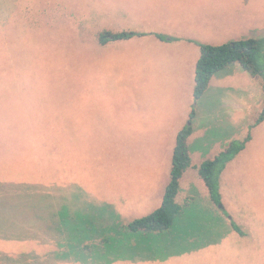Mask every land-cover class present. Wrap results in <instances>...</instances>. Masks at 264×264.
Wrapping results in <instances>:
<instances>
[{
    "label": "rangeland",
    "instance_id": "obj_1",
    "mask_svg": "<svg viewBox=\"0 0 264 264\" xmlns=\"http://www.w3.org/2000/svg\"><path fill=\"white\" fill-rule=\"evenodd\" d=\"M197 4L210 13H192ZM202 19L213 20L214 30L238 36L215 42L207 38L210 32H201L211 25L197 22ZM100 30L138 34L102 44ZM157 34L168 40H157ZM248 37H264V0H0V168L26 167L14 162L28 149L34 152L25 147L29 132L44 133L50 154L45 158L51 159L37 182H28L50 191L56 208L67 206L75 221L91 219L95 226V220L117 222L114 213L120 223L147 214L160 205L170 179L176 137L171 131L188 123L186 114L195 108L200 44ZM263 84L262 77L246 72L215 74L190 121V164L176 194L180 204L192 197L181 224L193 226L189 244L199 246L143 264H264V123L251 127L264 110ZM248 86L260 97L252 99V114L236 112L241 117L232 124L225 110ZM204 124L214 142L200 144L198 151L191 141ZM248 131L253 139L219 178L224 180L220 205L246 234L230 229L214 243L217 208L197 172L199 158H213ZM0 209V264H35L36 254L39 262L50 246L21 240L20 230L11 236L8 208ZM80 213L88 215L77 217Z\"/></svg>",
    "mask_w": 264,
    "mask_h": 264
},
{
    "label": "trees",
    "instance_id": "obj_2",
    "mask_svg": "<svg viewBox=\"0 0 264 264\" xmlns=\"http://www.w3.org/2000/svg\"><path fill=\"white\" fill-rule=\"evenodd\" d=\"M135 34L138 33L100 30L97 39L103 44L116 39H127ZM156 37L168 40L161 34H157ZM231 63H237L240 69L249 75L264 79V37L242 38L222 44H200L192 91L195 102L204 93L210 78ZM194 113L192 105L188 123L176 134L170 179L162 194L160 205L147 214L121 223L116 213L114 215H116L117 222L105 221L104 225L98 224L97 220L92 218L96 226L91 219L75 221L74 215L71 216L67 206L59 203L58 208L55 207L51 201L53 194L50 191H41L38 185L28 182L31 180L37 182L36 178L45 172L43 169L47 167V162L51 159L45 158V156H50L47 151L49 143L42 138L46 134L29 132L25 147L35 148L34 152L26 148L28 155L14 162H24L26 167H12L8 164L5 168H0V175H6L7 179L0 193H8L7 196L1 195L0 208L2 205L8 208L6 210L10 216L5 220H9L10 235L13 236L14 232L20 230L19 235L23 237L21 240L26 238L24 241L30 240L39 245L50 246L39 262L37 254L35 255V264H112L117 260L134 263L164 259L177 255L188 246L191 248L199 246L198 243L189 244L192 238L191 233L194 230L193 226L190 228L189 225L181 224L186 221L185 203L192 197H187L185 203L180 204L176 195L180 175L190 164L186 139L191 132L190 121ZM263 119L264 110L251 127L257 126ZM251 138V132L248 131L243 140H231L213 158L203 160L197 167V172L208 189L209 197L217 208L214 210V220L216 219L214 221V243L225 237L230 229L239 236L246 234L231 217H228V212L219 206L222 203L219 178L227 163L244 148ZM39 148H45L44 153H41L42 150L40 151ZM83 215H88V213H80L77 217ZM0 217H2L1 209ZM195 233L199 232L195 231ZM142 237L145 240H142ZM140 241L142 243L138 247L137 243ZM251 243H254V239Z\"/></svg>",
    "mask_w": 264,
    "mask_h": 264
},
{
    "label": "crops",
    "instance_id": "obj_3",
    "mask_svg": "<svg viewBox=\"0 0 264 264\" xmlns=\"http://www.w3.org/2000/svg\"><path fill=\"white\" fill-rule=\"evenodd\" d=\"M232 5H233V7H234V4L232 3ZM205 7V5L204 4H197V5H195V9L193 10V12L192 13H202V14H204V15H206V14H208V13H210V11L208 10V9H203ZM235 8V7H234ZM199 19H201V18H199ZM197 22H209V23H211V25H209V26H204V27H202L201 28V32H203V31H208V32H210L209 34H206L207 35V38H214V39H216V40H214L215 42H220V41H224V40H226L227 38H229V37H237L238 35H234V34H229V35H226V34H223V33H221L220 31H219V29H216V30H214V21L213 20H208V19H206V20H200V21H197ZM214 31H215V33H214ZM172 36H174V35H172ZM178 37H181V35H177ZM184 36V35H183ZM121 40H123V39H121ZM127 40V39H126ZM157 40H159V38L157 39ZM112 41H115V40H112ZM171 41V40H170ZM170 41H165V42H170ZM174 41V40H173ZM176 41V40H175ZM199 57V56H198ZM197 57V58H198ZM195 61H197V60H195ZM194 68H195V66H194ZM223 69H225V70H227V71H229V72H234V73H237V74H244L245 73V71H243V70H241L240 69V66L237 64V63H231V64H228L225 68H223ZM216 74V73H215ZM215 74L210 78V81H209V83H208V85H207V87H206V89H205V91H204V93L210 88V86L213 84V86H214V79H215ZM193 77H194V74H193ZM250 87L248 86V88H247V92L246 93H244L243 92V94H240L239 96L241 97V98H238L237 99V101H236V99L234 100V103L233 104H231V106H229L228 107V109H226L225 111L226 112H230V115H228V116H230L231 117V121H232V124H233V122H234V124L237 122V121H239V120H237V121H235V118H239V117H241V116H239V117H236V112H241L242 113V116H245V115H250V114H252L251 113V103H252V99L255 97V98H259L260 97V93H258V94H256V95H252L251 93H250ZM203 93V94H204ZM203 94H202V96H203ZM201 96V97H202ZM200 97V98H201ZM199 98V99H200ZM192 101H193V98H192ZM236 101V102H235ZM188 102H190L189 100L187 101V105H188ZM187 105H186V107H187ZM254 106H256V108H259V103L257 102ZM180 108V107H179ZM195 108H196V110H197V108H198V104H197V102H196V104H195ZM195 108H194V111H196L195 110ZM186 109V108H185ZM191 109V108H190ZM190 109L188 110V113L186 114L187 116V119H188V114H189V111H190ZM180 110L182 111V107L180 108ZM186 111H187V109H186ZM195 114V113H194ZM227 116V117H228ZM186 119V120H187ZM212 120H210L209 121V123L211 122ZM184 124L186 123V121L185 122H183ZM182 123V124H183ZM213 123H214V119H213ZM262 123H264V120L261 122V123H259L258 125H260V124H262ZM183 124V125H184ZM182 125V126H183ZM257 125V126H258ZM182 126H180V128L182 127ZM210 127H214V124L213 125H211ZM209 127V128H210ZM179 128V129H180ZM208 127L206 126V124H204V126H203V128L202 129H204V131L203 130H199V134H200V136L199 137H197V136H195L194 138H193V140L191 141V142H195V144L196 145H194L193 144V149H196V150H200V149H198L197 147H199L200 146V144H204V145H210L212 142H214V134L213 133H211V135H208V134H210L209 132H208V130L209 129H207ZM232 128H233V126H232ZM178 128H176V130H177ZM178 129V130H179ZM207 129V130H206ZM176 130H172L171 131V135H174L175 133L177 134V131ZM223 132H228V129H224L223 130ZM176 136V135H175ZM222 138V137H221ZM189 139V138H188ZM223 139V138H222ZM253 138H251V140H252ZM231 140V139H230ZM188 142L189 141H187V144H188ZM174 143H175V140H174ZM173 146H174V144H173ZM202 152H204V151H202ZM205 157V155L204 154H201V157L199 158V159H201V160H204V159H209V158H204ZM52 159H53V156H52ZM200 160V161H201ZM199 161V162H200ZM53 162H54V166H56V169H57V163H56V160H54L53 159ZM198 162V163H199ZM197 163V162H196ZM56 171V170H55ZM52 172H54V171H51V174H52ZM223 174H225V172L223 173ZM1 181H7V179H0V182ZM224 180L223 179H221V181H220V183H222ZM222 185V184H221ZM160 197H161V194H160ZM160 200H161V198H160ZM143 263H145V262H143V261H138V262H134V263H125V264H143ZM112 264H114V263H112Z\"/></svg>",
    "mask_w": 264,
    "mask_h": 264
},
{
    "label": "water",
    "instance_id": "obj_4",
    "mask_svg": "<svg viewBox=\"0 0 264 264\" xmlns=\"http://www.w3.org/2000/svg\"><path fill=\"white\" fill-rule=\"evenodd\" d=\"M220 207H222L221 205H219Z\"/></svg>",
    "mask_w": 264,
    "mask_h": 264
}]
</instances>
